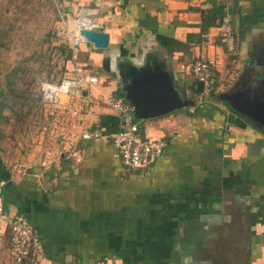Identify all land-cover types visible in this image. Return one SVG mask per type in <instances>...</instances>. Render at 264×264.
Returning <instances> with one entry per match:
<instances>
[{"label": "crops", "instance_id": "1", "mask_svg": "<svg viewBox=\"0 0 264 264\" xmlns=\"http://www.w3.org/2000/svg\"><path fill=\"white\" fill-rule=\"evenodd\" d=\"M60 3L69 26L89 16L109 42L68 48L63 76L80 67L99 82L57 103L72 126L66 150L47 147L14 160L0 150L4 208L25 215L40 239V254L25 264L102 257L110 264H264V124L247 121L227 101L264 106V0ZM203 15L213 22L200 33ZM224 15L236 38L233 54L219 40ZM198 57L216 59L213 91L203 99L189 71ZM137 69L166 74L196 101L137 120L144 135L165 143L148 169L124 167L105 137L81 138L120 127L109 102H128L123 87ZM73 147L74 155L66 153ZM46 151L54 160L43 166ZM11 263L10 231L0 222V264Z\"/></svg>", "mask_w": 264, "mask_h": 264}, {"label": "rangeland", "instance_id": "2", "mask_svg": "<svg viewBox=\"0 0 264 264\" xmlns=\"http://www.w3.org/2000/svg\"><path fill=\"white\" fill-rule=\"evenodd\" d=\"M60 4L0 0V150L12 160L40 156L47 147L66 150L72 137L62 104L41 94L42 83L60 81L69 68Z\"/></svg>", "mask_w": 264, "mask_h": 264}, {"label": "built area", "instance_id": "3", "mask_svg": "<svg viewBox=\"0 0 264 264\" xmlns=\"http://www.w3.org/2000/svg\"><path fill=\"white\" fill-rule=\"evenodd\" d=\"M196 2L197 0H183ZM64 33L71 48L79 46L82 42H88L80 30H98L99 24L89 16H79L73 20L71 26L61 14ZM217 24L220 26L219 40L227 54L236 51V38L233 34L228 15L219 18ZM192 46L198 45L195 42ZM216 59L210 57H198L189 66V71L195 80L201 85L200 99L209 97L215 83ZM75 74L71 77H63L60 81L44 82L41 85L42 98L52 104H57L62 96L78 94L79 90L87 85L99 82L96 74L76 67ZM111 108L117 111L121 118L120 127L109 134L102 135L99 132H83L81 138L105 137L111 141L122 165L128 169H148L161 155L165 143L162 140L150 138L144 135L132 114V108L123 98H115L109 102ZM76 147L67 150L66 153L73 154ZM60 154H66L61 151ZM69 153V154H70ZM47 158L43 159V166L49 165L54 159L51 152L46 151ZM20 172H22L19 169ZM0 222H4L10 231V257L12 264H25L27 260L40 254V239L33 226L25 215L11 213L4 208L3 181L0 180ZM71 264V263H65ZM91 264H110L107 257L100 258Z\"/></svg>", "mask_w": 264, "mask_h": 264}, {"label": "water", "instance_id": "4", "mask_svg": "<svg viewBox=\"0 0 264 264\" xmlns=\"http://www.w3.org/2000/svg\"><path fill=\"white\" fill-rule=\"evenodd\" d=\"M88 42L97 48H105L109 42V34L101 30H80ZM130 73V81L123 90L128 104L132 108L135 119H145L166 114L174 109L192 106L194 99L185 98L164 73H153L139 70ZM229 105L247 121L257 127L264 124V106L254 105L251 108L245 104H237L227 100Z\"/></svg>", "mask_w": 264, "mask_h": 264}, {"label": "trees", "instance_id": "5", "mask_svg": "<svg viewBox=\"0 0 264 264\" xmlns=\"http://www.w3.org/2000/svg\"><path fill=\"white\" fill-rule=\"evenodd\" d=\"M206 17L203 15V20L201 21V24H200V33H202V32H204V31H206L207 30V27L208 26H210L211 25V23L213 22V19H212V21L211 22H209V21H207L206 22ZM200 91H201V85L199 84L198 86H197V88L193 91V93L194 94H199L200 93ZM2 102L0 101V118H2V115H1V113H2ZM103 258V257H102ZM100 259V258H99Z\"/></svg>", "mask_w": 264, "mask_h": 264}]
</instances>
